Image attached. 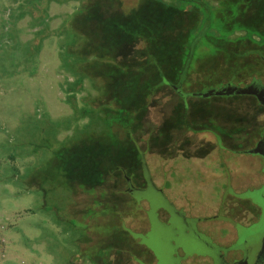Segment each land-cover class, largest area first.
Masks as SVG:
<instances>
[{
  "label": "rangeland",
  "instance_id": "rangeland-1",
  "mask_svg": "<svg viewBox=\"0 0 264 264\" xmlns=\"http://www.w3.org/2000/svg\"><path fill=\"white\" fill-rule=\"evenodd\" d=\"M96 1L90 0L86 8H92ZM24 2L0 0V264H134L131 256L148 261L149 253L132 239L130 233L120 228L141 232L148 210L145 203L132 204L126 193L127 179L135 185H143L135 155L129 148L121 157L125 173L113 168L114 172L103 174L99 184L92 189L76 183L68 185L73 193L66 192L69 197L61 220L56 211L42 207L41 191L25 190L23 179L31 169L36 170L44 163L46 144L48 140L52 144L56 134L44 123L59 122L71 114L68 98L73 92L68 85L75 82L76 77L63 68V52L59 45L65 35L59 37L55 33L64 25L76 33L79 30L97 34V22L89 20L97 17V9H91L94 16L90 15L88 19L85 14L77 15L82 6L78 2L49 3L42 28L35 27L31 18L24 16L11 30L9 13ZM167 2L140 0L138 10L143 15L155 12L162 18L168 17L173 20L169 22L172 25L179 20L167 9ZM18 11L21 12L19 8ZM67 18L68 26L65 24ZM247 18L246 13H241L238 21L243 24ZM195 20L194 15H188L186 20L180 21L193 27ZM42 30L46 31L44 35ZM7 33L11 35L10 40L4 36ZM243 35V32H237L228 41L206 35L209 45L202 48L203 56L192 61L184 89L206 92L223 83H240L236 79L248 82L254 75H260L264 83V63L259 57H264V45L257 46L248 39L233 40ZM30 43L37 49L32 48V55L25 58L23 49ZM91 45L94 43L91 42L85 53L92 61L88 66L97 64L98 56L111 58L112 55L93 51L95 48ZM151 80L153 77L148 79ZM98 82L95 79L93 83ZM102 85H106V81ZM90 86L91 83L83 89L78 87L77 91L75 87L74 92L78 93L73 95L77 107H81L83 99L95 97L96 92ZM102 95L94 99L92 106L96 107L95 103L100 99L102 106L110 108H107L108 113L114 114L119 109L130 113L128 103ZM174 105L159 129L160 135L156 134L149 142L144 155L153 182L164 188L175 207L192 217L209 218L208 230L214 237H217V229L226 226L214 219L218 214L248 223L252 219L248 211L251 206L226 194V189L230 184L236 193H240L257 187L258 179H261L259 161L245 158L244 155L249 154L243 153L253 147L258 138L257 131L264 125L259 108L246 97L187 98L183 105L187 107L185 112L181 103ZM135 126L137 130L141 127L139 123ZM110 129L117 139L114 152H123L122 142L126 137L123 129L114 123L110 124ZM173 132L181 137L182 145L168 146ZM214 134L221 138L222 147L209 142L208 137ZM65 138L64 133L58 135L60 140ZM141 146L142 149L146 147L139 143ZM238 196L245 197L246 192ZM102 205L111 208V212L104 217L106 221L102 226L95 227L100 230V235L93 238L78 228L100 213ZM201 226L206 229L205 224Z\"/></svg>",
  "mask_w": 264,
  "mask_h": 264
},
{
  "label": "trees",
  "instance_id": "trees-1",
  "mask_svg": "<svg viewBox=\"0 0 264 264\" xmlns=\"http://www.w3.org/2000/svg\"><path fill=\"white\" fill-rule=\"evenodd\" d=\"M70 1L82 4L77 15L85 14L88 19L90 15L94 16L91 9H97L95 11L97 17L89 19L97 22V34L83 33L79 30L76 33L65 28L64 25L56 31L55 34L59 37L65 35V39L60 41L59 45L63 52V68L76 77L75 82L68 85H71L69 90L72 89L73 94L78 93L74 92L76 86L77 91L78 87L83 89L91 83L90 87L96 93L92 99H83L81 107L76 106L77 101L72 94L73 98H68L71 114L59 122L50 120L44 123L48 129L55 130L56 134L53 135L52 144L50 140L46 144L47 156L44 163L37 166L36 170L31 169L27 178L23 179L25 190L41 191L42 207L56 211L57 217L61 220L64 216L63 208L69 197L66 192L68 190L69 195L73 193L68 185L76 183L82 188L92 189L99 184L103 174H112L113 168L125 173L126 167L122 169L121 157L129 148L135 155L143 179L141 186L127 179L126 193L131 197L132 204L140 206L141 203H145L150 207L147 218L154 227L157 224L155 219L157 208L168 207L167 209L174 213V216H183L181 212H175V205L166 196L164 188L153 182L150 169L144 160L145 152L156 134L160 135L159 129L166 115L174 109L176 102L181 103L185 112L184 109L187 107L183 105L186 104L187 98L196 97L206 100L212 97H252L256 96L254 93H257L258 98L260 97L257 88L261 83L260 75L249 78L251 85L248 89L243 86L244 81L238 79L236 81L240 83H223L219 88L206 92H189L183 86L190 75L192 61L203 56L202 48L209 45L205 40L206 35L212 34L214 38L228 41L235 33L243 32L241 38L235 37L233 40L248 39L257 46L264 45V0H168L167 9L171 10L179 20L174 21L172 25L169 23L173 21L172 19L168 20L165 16L162 18L155 12L141 14L138 10L140 0H97L89 9L86 6L90 4V0H25L24 4L18 7L21 12L16 8L9 13L8 20L12 21L11 30H13L12 26L24 16L30 17L35 27L42 28L47 19L49 3ZM84 2H86L85 8ZM241 13L248 15L245 24L238 21ZM179 15L182 16L178 17ZM188 15L196 17L193 27L186 26L187 24L180 21L183 18L186 20ZM40 31L41 29L38 32ZM45 32L42 30V35ZM4 36L10 40V33ZM68 37L70 40L67 39ZM91 42L94 43L91 45L95 48L93 51L101 55H112L111 58L103 59L102 56H98L97 64L88 66L92 61H90L91 57L85 56V53ZM32 45L30 43L24 46L25 58L32 55V48L34 51L37 49V46ZM71 48L74 50L71 51ZM259 57L264 63V57ZM151 77L153 80L148 81ZM95 79L99 80L97 84L93 83ZM105 81L106 85H102ZM220 90L227 95L205 96L210 91ZM100 95L111 96L118 101L128 103L130 113L121 109L116 110L114 114L111 111L108 113L109 107L102 106L100 99L95 103L96 107L92 106L91 103H94ZM258 98L257 103L261 104L262 101ZM254 103L256 105V102ZM111 123L121 126L126 135L125 141L122 142L123 152L121 150L114 152L117 139L110 129ZM136 123L141 126L138 130ZM61 133L66 134L67 138L58 139ZM198 136L202 137V135ZM215 136L217 134L208 137L209 142L216 147H222L221 138L217 136L219 139L217 140ZM179 137L173 132L168 146L182 145L183 140ZM139 143L146 147L140 148ZM252 154L244 156L253 158ZM165 184L166 187L169 186L168 182ZM245 192L246 196L253 197L249 188ZM61 207L62 213L59 214ZM100 207L103 208L100 213L84 225L81 224L84 227L78 228L83 229L82 232L93 238L100 235V230H96L95 227L102 226L106 221L104 217L111 212V208L103 205ZM183 222L188 231H196L195 220L186 219ZM120 228L124 230V227ZM79 254L78 252L74 261Z\"/></svg>",
  "mask_w": 264,
  "mask_h": 264
},
{
  "label": "flooded vegetation",
  "instance_id": "flooded-vegetation-1",
  "mask_svg": "<svg viewBox=\"0 0 264 264\" xmlns=\"http://www.w3.org/2000/svg\"><path fill=\"white\" fill-rule=\"evenodd\" d=\"M260 81L257 88L262 103H257V96L246 98L254 100L259 108V115L264 116V83ZM250 85L251 81L243 82L244 87ZM257 135L253 147L248 149L252 151L253 158L259 161L261 174L257 187L250 189L253 197L238 196L245 191L236 193L230 184L226 189V194L232 198L248 202L251 206L248 208L252 216L251 221L243 223L218 214L214 219L226 226L217 229V238L208 230L209 218L192 217L177 207H174L175 212H181L183 216H174L168 207L157 208L155 215L157 224L154 227L147 218L150 210V207H147L146 225L142 227L141 232L134 233L124 228L125 232L130 233L132 239L138 241L150 255L148 261L131 256L134 264H264V193L261 192L264 186V125L260 126ZM186 219L196 221L195 232L186 229L183 222ZM201 224H205L206 229L202 228Z\"/></svg>",
  "mask_w": 264,
  "mask_h": 264
},
{
  "label": "water",
  "instance_id": "water-1",
  "mask_svg": "<svg viewBox=\"0 0 264 264\" xmlns=\"http://www.w3.org/2000/svg\"><path fill=\"white\" fill-rule=\"evenodd\" d=\"M248 88H250V87H247L246 89H248ZM245 89V91H247ZM250 91V90H249ZM253 91V90H252ZM223 94H225V95H227V93H223L221 90L220 91H218V92H216V91H210L209 93H207V94H205V96H208V95H223ZM254 95H256L257 96V93H254ZM244 154H252V151L250 152V151H245V152H243ZM261 192H263L264 193V186H263V188H262V190H261Z\"/></svg>",
  "mask_w": 264,
  "mask_h": 264
}]
</instances>
